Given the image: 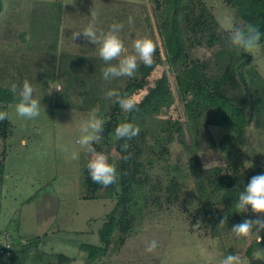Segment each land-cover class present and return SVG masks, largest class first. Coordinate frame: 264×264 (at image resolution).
Returning <instances> with one entry per match:
<instances>
[{"label": "rangeland", "instance_id": "obj_1", "mask_svg": "<svg viewBox=\"0 0 264 264\" xmlns=\"http://www.w3.org/2000/svg\"><path fill=\"white\" fill-rule=\"evenodd\" d=\"M166 7L167 0H3V12L0 14V42H3L0 47V87L10 90L13 83L22 86L27 79L34 87V97L41 106V114L34 120L17 117L14 104L8 106L5 111L9 113L11 135L7 141L0 138V159L6 151L4 184L0 178V217L2 220H10L11 217L14 221L11 229L15 231L18 227L27 235L29 241L25 248L31 255L25 264L53 263L56 261L53 255L59 254L66 255L72 264H86L88 253L81 247L84 244L104 245L100 230L121 193L118 180L108 188H96L87 169L91 154L82 151L77 140L82 122L90 117L94 108H98V115L105 120V126L103 140L94 147L109 157L118 173L119 140L114 137V129L127 119L113 111L114 101L105 96L107 91L118 89L128 77L105 81L101 71L108 66L105 62L93 75L87 66H79L77 57L70 54V49L79 50V40H73L72 33L82 31L92 22L90 15L94 10L98 38H102L113 24L124 25L118 35L124 42L125 54H133L132 45L136 39H152L157 45L154 61L158 66L148 79V87L166 73L175 93L176 73L167 59L162 33ZM186 8H192L196 14H211L224 35L221 23L241 20L227 0H200L198 3L193 0L186 4ZM129 17L134 23H128ZM70 20H73L71 26ZM63 24L68 32L65 33L66 53L60 59L58 40L62 37L59 32ZM183 26L186 27V23ZM187 36L188 67L193 65L192 62L207 63L209 77L219 76L222 67L226 68L228 63L219 68L213 65L215 52L220 46L211 48L199 34L189 32ZM24 37L29 41H24ZM81 39L88 41L83 36ZM17 41L21 42L15 43ZM66 41L77 46H67ZM99 47V42L92 45L91 52L99 56ZM252 59V68L264 80V44L254 50ZM64 64L71 67V73L69 70L66 74L71 76L69 80L63 79V69H66L60 67ZM58 76H62L61 82H67V85L62 93L53 90L49 94V83L61 84ZM147 91L146 87L139 92V101ZM243 95L237 91L233 102L248 113L247 103L242 104ZM171 116L184 122L179 101H176ZM259 119L258 123L254 119L248 126L251 146L243 159L247 167L261 162L264 170V116ZM183 129L184 141L192 149L177 139V134L170 137L165 131L157 151L145 152L140 174L143 199L139 202L140 208L132 209L130 230L122 235L116 231L108 254L93 264H220L229 254H239L243 264H264V243L256 242L255 230L248 239H237L229 221L223 228L209 221L194 182L184 175L191 158L197 154L206 170L217 168L207 180L210 189L216 186L225 165L219 149L224 130L206 122L184 123ZM150 131L149 135L158 134L157 130L153 133L154 128ZM22 141L26 143L22 144ZM72 152L79 153L78 160L71 159ZM172 179L177 182V187L169 194L168 185ZM42 200L60 201L55 218L47 221L43 215L38 218L37 202ZM198 220L201 226L195 228ZM17 234L20 235L18 230ZM153 241L156 247L148 251Z\"/></svg>", "mask_w": 264, "mask_h": 264}, {"label": "trees", "instance_id": "obj_2", "mask_svg": "<svg viewBox=\"0 0 264 264\" xmlns=\"http://www.w3.org/2000/svg\"><path fill=\"white\" fill-rule=\"evenodd\" d=\"M193 0H167V16L163 22L162 33L164 47L169 64L175 74V93L170 84L168 75L164 73L153 86L148 87V79L154 73L158 64L156 61L152 67L139 65L134 77L128 78L116 91L123 94L139 95L140 91L148 88L147 94L140 100L138 109L131 113H124L118 103L114 102L113 111L123 114L127 119L140 128L138 137L128 141L130 147L127 153L120 149L123 140L118 141L117 151L120 154L118 166V182L121 187L118 201L113 211L107 215L103 228L100 230L103 246L82 245V251L88 253L86 264L97 261L108 254L112 236L116 231L126 234L130 230V222L133 221L132 209L139 207L143 195L140 186L143 179L140 174L143 171L142 158L145 152H156L163 140L165 131L170 137L177 134L179 139L188 149H192L185 143L183 124L206 122L220 126L224 132L219 149L223 154L224 167L221 177L215 187L209 188L207 180L214 174L217 168L206 170L197 154L191 158L187 167V175L195 185L199 201L209 221L218 225L222 216H227L230 225L238 224L245 218H256L251 211L245 214L236 212V203L239 192L243 191L250 179L259 174H264L262 164L256 163L254 167L245 166L243 157H246L250 149L248 139V126L264 116V80L257 71L252 68V55H237L230 50L225 43L224 33L219 31L217 20L208 13L196 14L192 8H186L187 3ZM200 0H195V3ZM237 14L243 20L253 22L261 33L260 45L264 44V0H227ZM188 7V6H187ZM3 11V0H0V14ZM198 15V16H196ZM186 23V27L183 24ZM199 34L204 42L211 48L220 46L214 55V66L222 67L219 76L209 77L207 63L191 62L188 55V33ZM195 40V39H194ZM197 41V40H195ZM219 44V45H218ZM222 64V65H221ZM242 92V104L247 103L248 113L240 105L233 102L234 95ZM179 101L183 108L184 122L179 118H173L171 112ZM14 104V97L10 90L0 87V110H6ZM9 119L0 122V138L7 141L11 135ZM154 128L150 134V129ZM169 138V135L166 136ZM131 154V159L125 161L122 157ZM5 156L2 153L0 159V178L3 183L5 175ZM146 159V157H145ZM177 182L170 181L168 188L172 194ZM96 188H104L96 184ZM147 204V203H146ZM145 205V204H144ZM225 214V215H223ZM227 224V225H228ZM122 238V237H121ZM121 241H123L121 239ZM13 241V256L10 264H21L16 257ZM56 259L47 264H72L64 254L53 255ZM4 261V260H3ZM2 261L3 264H5Z\"/></svg>", "mask_w": 264, "mask_h": 264}, {"label": "clouds", "instance_id": "obj_3", "mask_svg": "<svg viewBox=\"0 0 264 264\" xmlns=\"http://www.w3.org/2000/svg\"><path fill=\"white\" fill-rule=\"evenodd\" d=\"M92 22L88 24L82 31H74L72 39H78L81 35L93 44L99 42L98 49L99 57L108 64L102 71V78L105 81L118 79L122 77L132 78L142 63L145 67H152L154 64V55L157 50V45L150 38H138L133 42V54H125L126 49L123 40L118 33L123 29L122 23H115L111 26L106 34H102V38H98L95 21L97 14L94 10L91 11ZM128 23H134L132 17L128 18ZM221 28L225 30L226 46L235 51L239 56L242 54H253L254 50L260 46L261 33L259 28L251 21L236 20L226 23H221ZM112 61H118L112 64ZM49 94L52 91L63 92L62 85L58 83H49ZM10 91L14 97V110L17 117L23 120H34L41 114L40 101L34 97L35 89L32 84L25 79L22 86L13 83ZM106 99L113 100L118 103L124 113H131L138 109L140 103L138 96L133 94H121L116 90H109L105 96ZM99 109L94 108L90 117L83 121L80 126V136L77 143L80 149L91 154L88 160L87 169L91 180L108 188L114 185L118 180L116 165L109 162V157L103 152H97L94 145L101 143L103 140L105 120L98 115ZM9 113L0 110V122L9 119ZM140 128L131 122H122L114 129V137L117 140H123L120 145L122 152L127 153L130 147L128 141L138 137ZM26 141H22V144ZM125 161L131 159V154L122 157ZM72 160L79 159L78 152H72ZM247 164V162H246ZM208 165H205L207 168ZM237 213L245 214L251 211L256 217L245 218L240 223L234 224L231 227L232 233L237 239H248L253 230L256 233V242L264 243V174L253 176L243 191L239 192L238 199L234 204ZM228 223V217L223 216L218 227L223 228ZM201 221H196L194 227L199 228ZM156 247V242L153 241L148 251H152ZM220 264H243V260L239 254H229L224 257Z\"/></svg>", "mask_w": 264, "mask_h": 264}, {"label": "crops", "instance_id": "obj_4", "mask_svg": "<svg viewBox=\"0 0 264 264\" xmlns=\"http://www.w3.org/2000/svg\"><path fill=\"white\" fill-rule=\"evenodd\" d=\"M69 7H71V4L69 5ZM65 14H67L66 10H65ZM75 19H74V23L76 24ZM62 20H63V18H62ZM64 21H62V22H64ZM72 22H73V20H70V22H69L70 26L72 25ZM64 24L61 25L60 32H59L60 35L62 34V37H60V39L58 40V43H59L58 47L60 49V56H59L60 59H62V57L66 53L65 52V47H64V45H65V33L68 32V31L65 30ZM23 40L24 41H29V39H27V37H24ZM77 40H79L78 41L79 42L78 43L79 50H75L74 48H73V50L70 49V54L74 55L75 57H77V59H78L77 62H78L79 66H81V65L87 66L86 68L88 69L89 73L93 72L92 73V75H93V74L96 73L95 71H98L99 69H101L100 64L104 63V61L97 54H93V52H91V47H92V45L95 46V44L90 43L89 40L87 41L89 43H87L85 40H82L81 37L78 38ZM11 41H10V43H11ZM18 42H21V41H17L15 43H18ZM61 43H62V45H61ZM71 44H74L75 47L77 46L75 43H73L71 41H66V45L67 46H69ZM2 46H3V42L1 41L0 42V47H2ZM62 48H63V53L61 54ZM88 51H89V53H88ZM69 56L70 55L68 54V57ZM60 62H61V60H60ZM61 68L62 69L65 68L66 69L65 71L63 69V75L65 77L63 79H68V80L71 79V76L66 75L67 71H69V70H70V73H71V67H68V65L66 66V64H64V66H61L60 69ZM60 69H59V72H60ZM92 75L90 77H92ZM61 77L62 76H58V79H60ZM94 77H96V76H94ZM58 79H56V80L58 81ZM54 83H56V82H54ZM60 83H61L60 85H62L63 89H65V85H67V82H61V79H60ZM5 176H6V168H5L4 178H5ZM3 184H4V182H3ZM89 199H92V198H89ZM37 204H38L37 205V211H38V216H39L38 218H41L42 215H43L45 220L48 219V218L49 219H51L53 217L55 218L57 216L59 208H60V201L56 202L55 200H54V202H53V200H51V201L42 200V202L38 201ZM76 214H77L78 217H80V214L78 212ZM12 223H14V221H13V219L11 217H10V220L6 219V218H5V220H2L1 217H0V224H1L0 225V240H1V238H2L4 233H6V232L10 233L12 235V238H13V241H14L15 251L17 252L16 257L18 259H20L19 262L21 264H25L26 260H28V258H27L28 255H31L30 250L25 248V245L28 244L29 240L27 238V235H25L24 233L21 232L20 228L17 227V229L15 230L16 232L13 231L11 229V227H10ZM17 230L20 233V235L17 234ZM0 260H1L0 264H3L2 263L3 259L1 257H0ZM3 262L5 263V261H3ZM47 263H48V261H45L44 264H47Z\"/></svg>", "mask_w": 264, "mask_h": 264}, {"label": "built area", "instance_id": "obj_5", "mask_svg": "<svg viewBox=\"0 0 264 264\" xmlns=\"http://www.w3.org/2000/svg\"><path fill=\"white\" fill-rule=\"evenodd\" d=\"M13 256V238L8 232L4 233L0 240V257L10 264L11 258Z\"/></svg>", "mask_w": 264, "mask_h": 264}]
</instances>
